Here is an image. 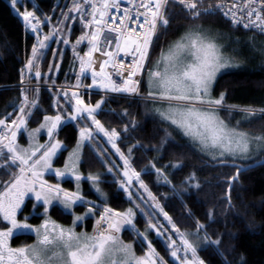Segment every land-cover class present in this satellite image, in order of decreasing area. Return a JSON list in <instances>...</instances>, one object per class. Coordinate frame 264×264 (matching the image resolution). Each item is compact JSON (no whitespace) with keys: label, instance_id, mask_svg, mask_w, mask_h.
<instances>
[{"label":"snow or ice","instance_id":"1","mask_svg":"<svg viewBox=\"0 0 264 264\" xmlns=\"http://www.w3.org/2000/svg\"><path fill=\"white\" fill-rule=\"evenodd\" d=\"M123 2L72 0L71 6H65L67 12L62 11L61 17L56 18L53 24L51 16L45 14L41 17L36 11L26 9L21 12L17 7L19 0H11L12 8L23 17L25 27L30 28L36 37L31 55L21 70V84H24L25 78L42 79L39 68L43 56L41 50L48 48L46 42L53 37H59L57 43L69 44L66 36L70 34V29L64 26L69 20L79 19L89 31L83 32L75 45L87 41L88 50L81 55L73 46V53L79 60L74 87L84 86L83 79L90 73L92 83L88 87L94 86L105 93L139 95L142 78L146 75V96L152 100L154 111L161 121L167 124L165 136L156 150L159 152L170 138L174 139V134H178L186 138L189 150L200 154L202 162L231 165L235 174L225 178L228 189L226 202L231 206L233 182H239L246 168L242 162L253 159L254 153L256 156L264 155V130L254 133L245 127L254 119L264 122V106L229 105L225 92L213 94L221 70L239 67L240 64L222 51L224 45L220 40L224 34L205 29L201 21L222 13L232 28L238 30L242 26L251 32L253 35L247 41L249 48L251 52L260 54V63L264 64V44L258 46L256 43L257 35L264 36V0H231L227 7L225 0H126L129 7L121 11ZM177 9L179 16L187 19L188 25L166 48H160L159 57L153 62L152 52L168 35L173 21L179 18ZM48 25L52 26L51 32L42 35V27ZM97 52L106 58L98 62L94 59ZM121 53L125 57L131 56V63L126 64L120 59ZM138 76L141 79H136ZM39 91V87H21L22 99L18 105L13 107V112L0 118V177H6L0 178V264H205L199 253L208 247L221 257L222 264H233L229 257L235 249L222 248L221 235L213 238L208 231L209 226L198 219L194 231L181 230L142 179V174L150 175L154 170L157 182L171 184L167 169L182 170V158L163 167H157L155 161H150L149 166L137 171L132 163V151L137 145L130 146L127 154L121 151L117 145L121 133L116 128L107 129L97 118L98 110L105 103L103 99L95 105L86 104L77 91H72L71 96L63 91L68 105L64 111L68 120L77 123L79 140L64 168H55L53 160L63 147L57 138L58 130L66 121L58 112L56 115H44L38 127H29L30 119L39 109ZM31 92L36 95L30 99ZM157 104L159 106H155ZM56 107H60L59 97ZM222 110L229 115L240 112L242 120L233 124L220 115ZM124 114L127 115V112ZM132 126L135 127L134 121ZM42 131L46 132V143H40ZM124 131H128L127 125ZM22 133L27 134V147L18 142ZM100 133L115 149L123 161L122 166L105 157L109 150L97 143ZM85 145L95 147L102 163L110 165L107 167L109 173L116 175L114 170L122 167V175L116 176V183L127 195L131 207L119 212L107 205L99 174L90 173L87 179L103 198L102 203L97 205L94 201H86L80 194L79 182L83 177L77 169ZM205 157L207 161L203 160ZM47 173H53L58 180L66 175L73 176L77 181V191L68 192L59 183H49L45 179ZM182 183L194 189L202 187L195 172L190 173ZM134 187L137 189L135 192L132 190ZM26 199L35 201L32 203L33 213L43 217L39 225L29 223V216L18 218L22 215ZM54 202L69 211L78 203L88 207L83 215H74L72 227L65 228L48 215ZM142 205H148L153 211H146ZM136 209L148 217L144 231H140L134 222ZM159 214L163 215L170 228L152 219ZM188 215H192L190 210ZM206 215L211 219L213 211L209 210ZM89 217H95L92 233L77 232L76 227ZM126 226L140 240L143 248L141 255H137L133 243L122 239L121 232ZM152 231L163 237L165 255L171 257V261L154 247L149 239ZM17 232L34 234L35 243L13 247L10 241Z\"/></svg>","mask_w":264,"mask_h":264},{"label":"trees","instance_id":"2","mask_svg":"<svg viewBox=\"0 0 264 264\" xmlns=\"http://www.w3.org/2000/svg\"><path fill=\"white\" fill-rule=\"evenodd\" d=\"M70 1L19 0L17 7L21 12L26 9L27 11H36V14L41 17L45 14L51 16L52 23L55 24L56 18L61 17V12H66L65 6H68ZM176 12L179 18L173 21L168 35L160 40L152 52L153 62L159 57L160 48H166L188 25L187 19L179 16V9ZM201 23L210 24L219 30L226 31L238 37L239 40H248L253 35L249 31L232 28L231 24L219 15L205 17ZM51 27V25L42 27V35L50 33ZM64 27L70 29V34L66 36L69 39V44L63 47V43H57L59 37H53L46 42L48 48L41 50L43 56L39 61L42 79L37 81L33 78L30 81L56 85H71L74 82L79 60L75 57L71 46L82 35L84 28L78 19L69 20ZM259 42L264 44V36H256V43ZM34 44H36L35 34L25 27L23 17L12 8L11 0H0V118L13 112V107L17 106L18 101L22 99L20 88L12 86L21 83V70L24 69L26 59L30 57ZM85 46L86 43L77 48L81 55H83ZM242 51H245L241 53L245 67L241 70H231L219 76L214 86V94L225 92L227 94L226 103L229 105L264 106V64L260 63L261 56L249 54L246 52L247 50ZM143 81L144 77L140 93L146 96L147 90ZM39 89V109L29 121L31 128L41 123L44 115H56L58 112L61 114L60 109L64 106L68 107L61 92ZM32 93L35 97L36 94ZM58 97L59 108L56 107ZM101 99L105 103L101 105L97 118L107 129L116 128L121 133L118 144L123 152L127 154L130 146L137 145L132 151V163L138 171L149 166L150 161H155L157 167H163L182 158L184 165L182 170H175L171 167L167 169L171 184H164L163 181L157 182L154 170L150 175L142 174V179L181 230L194 231L198 219L201 223L209 226L208 231L213 238L221 235L222 248L235 249L229 257L233 264H241V257H243V264H264V156L257 161L245 164L246 168L240 176L239 182H233L230 192L232 204L229 206L226 202L228 189L225 178L235 174V169L231 165L202 162L200 154L189 150L186 138L178 134H174V139L170 138L169 143L158 152L156 149L160 147V141L165 136L164 129L167 124L161 121L159 115L152 110V100H137L98 93L84 95L86 104L95 105ZM125 112L127 115L124 114ZM220 115L233 124L242 120L243 116L240 112H233L229 115L224 110ZM65 116H67V112H65ZM133 121L135 127L132 126ZM125 125L128 126L127 132L124 131ZM245 127L250 128L254 133L260 132L264 130V122H257L254 119L250 125L245 124ZM58 133L57 138L63 141L65 149L55 160V167L62 165L67 152L76 144L79 127L74 121L66 122L60 127ZM20 139L23 141V137ZM97 143L101 148H105L101 141ZM203 160L207 161V158L205 157ZM105 167L106 165L102 163L96 151L85 145L78 172L84 177L90 173L101 174L100 187L105 194L107 205L115 211L123 212L130 206V202L124 198V192L118 188V185L110 181L111 174L105 172ZM192 172H195L202 185L200 189H194L182 183ZM46 178L49 183L56 180V177L51 174L46 175ZM62 186L73 191L75 184L71 179H67L62 182ZM173 186H175V190ZM185 188L188 190L185 191ZM81 195L98 205L102 203L103 198L98 196L94 189H90L86 182H84ZM31 202V200L25 202L22 214L29 211ZM59 207V205H54L50 216L62 225H70L71 221L67 218L72 215ZM87 207L78 203L75 209L78 214H83ZM189 210L192 213L191 216L188 215ZM209 210L213 211L211 219L206 215ZM136 213L135 223L141 231H144L148 218L139 209L136 210ZM38 218L32 217V221L36 222ZM152 219L155 221L158 218L153 217ZM84 221L87 224V229L92 231L95 226V217H89ZM160 223L162 224L161 221ZM121 237L125 242L133 243L138 255L143 253L141 243L135 241L137 238L135 232L128 229L127 226L121 232ZM149 239L152 240L154 247L162 255H165L164 243L161 239L156 238L153 231L149 234ZM32 240V236L18 235L12 238L11 244L16 246ZM199 254L205 260V264H222L221 257L211 247L201 250Z\"/></svg>","mask_w":264,"mask_h":264},{"label":"rangeland","instance_id":"3","mask_svg":"<svg viewBox=\"0 0 264 264\" xmlns=\"http://www.w3.org/2000/svg\"><path fill=\"white\" fill-rule=\"evenodd\" d=\"M71 4H72V0L70 1V3H68V6H71ZM66 12H67V9H66ZM75 13H72V15H74ZM203 24V26H204V28L205 29H211L214 33H222V34H224V38L223 39H221L220 40V43H222L223 45H224V47H223V49H222V51L224 52V54L226 55V56H229V57H234L235 58V62H238L239 64H240V66L239 67H234V68H228V69H223V70H221V72L218 74V76H217V78L219 77V76H221V75H223L224 73H227V72H229V71H231V70H241V69H243L245 66H244V62H243V60H242V54L241 53H243V52H245V51H242V50H247L246 52L247 53H249V54H252V55H259L260 56V54L257 52V53H253V52H251V50H250V48H249V45H248V43H247V41L249 40H239V38L238 37H236V36H234V35H232V34H230V33H228V32H226V31H223V30H219V29H217L216 27H214V26H212V25H210V24H206V23H202ZM184 31V30H183ZM182 31V32H183ZM84 32H85V30H84ZM80 37V36H79ZM78 37V38H79ZM77 38V39H78ZM76 39V40H77ZM76 40L74 41V43L72 44V48H73V46H76L75 45V42H76ZM84 43H86V46H85V49H84V52H86L87 50H88V44H87V41H85V42H83L82 44H84ZM82 44H80V45H78V46H76V48H80L81 46H82ZM261 44H263L262 42H259V43H257V45L259 46V45H261ZM64 45L65 44H63V47H64ZM68 45V44H67ZM67 45H65V46H67ZM83 52V53H84ZM95 55H96V57H95V59L99 62V61H102L103 59H105L106 57H103V56H101V54L99 53V52H97V53H94ZM244 55V54H243ZM98 67H99V63H97V69H98ZM78 72H79V64H78V69H77V72H76V76H77V74H78ZM137 78H139V76L137 77ZM27 81H28V79L27 78H25V80H24V83H27ZM77 83V81H76V78H75V80H74V82L71 84V85H62V86H65V87H68L69 89H55V88H53V89H51V90H53V91H56V92H61V93H63V91H67L68 92V94H69V96H71V93H72V91H76V90H74V85ZM91 83H92V81H91V75H90V73L89 74H87V78H85V79H83V85L84 86H81L80 88H84V89H98V88H96V87H88V85H91ZM143 84H144V87L146 88V90L148 89V84H147V76L145 75L144 76V81H143ZM44 85H47V86H52V85H56V84H51V83H45ZM50 89V88H49ZM75 89H79V88H75ZM78 92V91H77ZM81 96H82V93L81 92H78ZM214 94V93H213ZM214 95H216V94H214ZM217 95H219V94H217ZM29 96H30V99L33 97V93L31 92V93H29ZM65 101V100H64ZM227 102V101H226ZM65 103H66V101H65ZM67 104V103H66ZM66 104H64V105H66ZM68 106V105H67ZM155 106H159V104H157V105H155ZM65 107L66 106H64V107H62L61 109H60V111H61V114L64 116V114H65V111H64V109H65ZM151 108H152V110L154 111V105L152 104V106H151ZM99 111V110H98ZM155 112V111H154ZM157 114V113H156ZM65 118V121L66 122H69L70 120H68L67 119V116H65L64 117ZM88 123H90V122H88ZM64 124V123H63ZM93 128H94V125L92 126ZM43 135V136H42ZM25 136V140H26V142L24 143L23 141H21L20 140V138H19V136H18V142L19 143H21L23 146H25V147H27V144H28V138H27V134L26 135H24ZM42 137H44L43 139H42ZM78 140H79V133H78V138H77V142H78ZM99 141H101L102 142V144L104 145V147L106 148V149H108L109 151L108 152H106L105 153V157L109 160V161H114L116 164H119V165H123V161H121L120 159H119V156L115 153V149H113L112 147H111V144H109L108 142H107V138L106 137H104L103 136V134L102 133H100L99 135H98V137H97V142H99ZM47 142V135H46V132H43L42 131V133H41V137H40V143H46ZM77 142H76V144L67 152V154H66V159L63 161V163H62V165H60V167L62 166V169L64 168V165H65V163L66 162H68V160H69V156H70V154L73 152V150L76 148V145H77ZM119 140L117 141V145H118V147H119ZM89 147H92V149L93 150H95L96 151V149H95V147L94 146H92V145H88ZM99 146H100V144H99ZM64 147H65V145H64ZM101 147V146H100ZM121 149V148H120ZM122 151V150H121ZM59 154V153H58ZM96 154H97V152H96ZM81 156H82V153H81ZM98 156V155H97ZM262 156H264V155H260V156H256L255 155V153L253 154V159H251V160H248V161H244V162H242V163H244V164H246V163H249V162H253V161H257V160H259ZM101 160H102V158L100 157V156H98ZM57 158H55V160H56ZM82 160V159H81ZM108 166H110V165H106V167H105V172L106 173H109L108 171H107V167ZM78 170V169H77ZM136 170H137V168H136ZM115 171V173H116V175H114L113 173H110L111 174V180L110 181H112V182H114V183H116V176L117 175H122V167H121V169H116V170H114ZM138 171V170H137ZM100 175V177H101V174H99ZM82 179H81V181L79 182V191H80V194H82V189H84V182H86L87 183V186L90 188V189H94L93 188V185H92V182L91 181H89L88 179H87V177H84L83 175H82ZM47 179V178H46ZM67 179H71L72 181H73V183L75 184V186H74V190L73 191H71V190H69V188H66V187H64V186H62V182L63 181H65V180H67ZM102 180V179H101ZM101 182V181H100ZM50 183L51 184H55V183H59L60 184V186L62 187V188H64L66 191H68V192H76L77 191V181L74 179V177L73 176H71V175H66L65 176V178L64 179H62V180H58L57 178H56V180L55 181H50ZM116 185H118L117 183H116ZM118 188H119V186H118ZM120 189V188H119ZM120 190H122V189H120ZM134 192L137 190L135 187L132 189ZM94 191H95V189H94ZM123 191V190H122ZM142 191V190H141ZM96 192V191H95ZM97 193V192H96ZM98 194V193H97ZM124 195V198L125 199H127V201L129 202V200H128V197H127V195L125 194V193H123ZM98 196H100V194H98ZM145 196H146V194H145ZM101 197V196H100ZM28 200H31L32 202H31V204H30V207H29V211L28 212H26V213H23L22 215H21V217H20V215H18V218L19 219H22V217L23 216H29V223H31V224H33V225H39L40 223H42L43 222V217H42V215H39L40 217L38 218V220L36 221V222H33L32 221V217H34L35 215V213H33V209H32V203H34L35 201L33 200V199H26V201H28ZM85 200L86 201H90L89 199H87V198H85ZM25 201V202H26ZM149 203H150V201H149ZM53 205H59L60 207L59 208H61L62 210H64V211H66L67 213H69V214H71L72 216H69V218H67L68 220H70L71 221V224L70 225H62V224H60V223H58L57 221H55L54 219H53V217H51L50 215H51V210H49V213H48V215L50 216V218H51V220H53V221H55L56 222V224H58V225H62L63 227H65V228H68V227H72V220H73V218H74V215H83V214H78L77 213V211H76V209H75V206L73 207V209L72 210H65L64 208H63V206L61 205V204H59L58 202H54L53 203ZM84 205H86V206H88L87 204H84ZM98 205V204H97ZM100 205V204H99ZM132 205L130 204V206H128L127 208H129V207H131ZM142 207H144L145 209H146V211H149V212H151V211H153V209H151V208H149L148 207V205H142ZM51 209V208H50ZM85 210H87V208L85 209ZM137 210V209H136ZM40 213L42 214L43 213V209L41 208L40 209ZM146 217V216H145ZM136 218H137V215H136ZM136 218H135V220H136ZM146 218H148V217H146ZM155 218H158L157 220H155V221H157V222H159L160 223V221L162 222V224H164V225H166V226H168L167 225V221L164 219V217H163V215L162 214H159V215H157V216H155ZM161 219V220H160ZM135 222V221H134ZM161 224V223H160ZM136 227H137V225H136ZM169 228H170V226H168ZM138 228V227H137ZM139 229V228H138ZM140 230V229H139ZM76 231L77 232H88L89 234H91L92 233V231L91 230H89V229H87V224H86V222L85 221H83L82 223H80L77 227H76ZM141 231V230H140ZM154 233H155V236H156V238H158V239H161L162 241H163V237H158L157 235H156V232L155 231H153ZM169 233H165V235H168ZM18 235H27V236H32L33 237V240L31 241V242H26V243H21V244H19V245H16V246H14V245H12L13 247H19V246H22V245H25V244H33V243H35V236H34V234H32V233H26V234H22V233H19V232H17L13 237H15V236H18ZM135 237H136V234H135ZM175 238V237H174ZM135 241H138L139 243H141L140 242V240L139 239H137L136 238V240ZM10 243H11V241H10ZM126 243H130V242H126ZM164 243V242H163ZM141 245V244H140ZM145 247V246H144ZM158 251V250H157ZM161 254V253H160ZM138 255V254H137ZM141 255V254H140ZM162 255V254H161ZM165 259H167V260H169V261H171V257H169V256H167V255H165ZM173 264H174V262H172Z\"/></svg>","mask_w":264,"mask_h":264},{"label":"built area","instance_id":"4","mask_svg":"<svg viewBox=\"0 0 264 264\" xmlns=\"http://www.w3.org/2000/svg\"><path fill=\"white\" fill-rule=\"evenodd\" d=\"M231 3V0H225V7H227L229 4ZM125 7H129V5L127 4L126 0H124V2L121 4V11H123V9ZM113 13L115 14V10H113ZM217 15L221 16L225 21H226V18L223 16L222 13H217ZM79 20V19H78ZM80 22V20H79ZM81 23V22H80ZM229 23V22H228ZM230 24V23H229ZM82 25V24H81ZM83 26V25H82ZM133 27H135V25H132ZM85 29V28H84ZM239 29H242V30H245V31H248L246 29H243L242 26L239 28ZM86 31H89L88 29H85ZM95 59V57H94ZM120 59H123L124 62L126 64L128 63H131L132 61V57L131 56H127L125 57L122 53L120 55ZM110 70V69H109ZM141 77L137 78L136 79H140ZM13 88H21V87H27V88H30V89H34L36 87H39V88H50V89H69V88H66V87H62V86H47V85H44V84H35V83H31V82H28V83H25V84H21V85H15V86H12ZM74 90L78 91V92H81V93H85L87 90L89 89H84V88H79V89H75ZM115 95H119V96H124V97H131V98H140L139 95H134V94H128V93H113Z\"/></svg>","mask_w":264,"mask_h":264},{"label":"crops","instance_id":"5","mask_svg":"<svg viewBox=\"0 0 264 264\" xmlns=\"http://www.w3.org/2000/svg\"><path fill=\"white\" fill-rule=\"evenodd\" d=\"M43 122V119H42V121H41V123ZM39 126V124L37 125V126H35L34 128H36V127H38ZM31 128V127H30ZM24 135H26V133H22L21 135H19V138H21V137H23V142L25 141L26 142V138H25V136ZM43 136V135H42ZM44 137H42V139H43ZM21 140V139H20ZM60 140V139H59ZM61 141V140H60ZM24 142V143H25ZM62 142V145H63V147H62V149H61V151L62 150H64L65 149V147H64V144H63V141H61ZM70 152V151H69ZM61 153V152H60ZM59 153V154H60ZM59 154H57V157L56 158H58V156H59ZM67 158V157H66ZM65 158V159H66ZM53 166L55 167V158H54V160H53ZM55 168H60V169H62V166L61 167H55ZM48 174H51V175H54L53 173H47L46 175H48ZM46 175H45V179H46ZM0 178H4V179H6V177H0Z\"/></svg>","mask_w":264,"mask_h":264},{"label":"flooded vegetation","instance_id":"6","mask_svg":"<svg viewBox=\"0 0 264 264\" xmlns=\"http://www.w3.org/2000/svg\"><path fill=\"white\" fill-rule=\"evenodd\" d=\"M54 207V205L51 207V209L50 210H52V208ZM35 216L34 217H40L39 215H37V214H34Z\"/></svg>","mask_w":264,"mask_h":264}]
</instances>
